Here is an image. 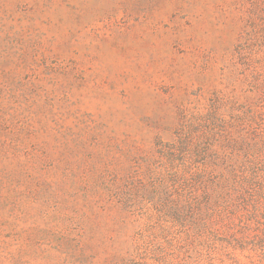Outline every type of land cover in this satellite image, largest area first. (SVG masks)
I'll list each match as a JSON object with an SVG mask.
<instances>
[{
    "label": "rangeland",
    "instance_id": "obj_1",
    "mask_svg": "<svg viewBox=\"0 0 264 264\" xmlns=\"http://www.w3.org/2000/svg\"><path fill=\"white\" fill-rule=\"evenodd\" d=\"M0 264H264V0H0Z\"/></svg>",
    "mask_w": 264,
    "mask_h": 264
}]
</instances>
